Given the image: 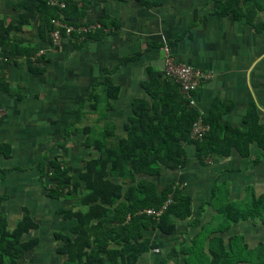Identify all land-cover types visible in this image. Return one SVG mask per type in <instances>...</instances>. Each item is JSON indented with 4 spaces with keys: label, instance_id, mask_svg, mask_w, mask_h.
<instances>
[{
    "label": "crops",
    "instance_id": "1",
    "mask_svg": "<svg viewBox=\"0 0 264 264\" xmlns=\"http://www.w3.org/2000/svg\"><path fill=\"white\" fill-rule=\"evenodd\" d=\"M147 1L154 5L145 7L133 0H90L84 25L98 23L105 16L117 25H110L99 40L96 38L100 35L94 34L82 45L77 42L76 46L69 38L62 39L57 48H52L49 42L41 44L46 58L43 75L29 73L25 61L19 66L0 60V70L11 86L22 85L23 80L26 83L22 85L25 95L22 94L21 102L13 95L0 93V107L6 110L0 120V143L9 145L11 150L7 158L0 156V216L4 217L9 230L24 212L29 213L38 226L27 238L37 237L39 245L26 254L21 264H49L35 260L36 254L46 253L53 255L55 264L63 262L64 258L55 253L58 243L54 233L69 234L74 222L57 216L56 211L68 208L71 203L48 198L39 179L38 163L59 156L77 180L83 171L81 160L96 157L83 146L84 134L79 139L80 133H75L67 140L62 132L80 117L84 104L91 110L92 102L87 99L94 84L102 79L104 69L119 65L120 59L141 53L136 60L119 65L110 76L120 88L106 118L114 126L112 143L125 137L123 126L132 115L133 101L147 96L141 83L149 79V72L157 71L167 78L163 70L164 46L175 62L210 74L193 93V104H189L203 117L215 103L221 107L229 105L231 109L224 113L221 122L240 128L246 109L253 104L260 121H264V31L257 32L245 20H235L231 15L213 13L214 0ZM14 2L0 0V20L6 22L14 15ZM261 18L259 12L258 20ZM36 27L33 23L23 32L31 44H40ZM179 93L183 97L180 89ZM89 115L93 117L91 120L97 119ZM184 149L186 164L175 170L162 168L153 180L159 189L175 184L188 195L190 216L177 221L171 234L158 230L147 232L157 248L141 256L136 264H188L186 252L201 233L202 238L205 236L201 249L210 258V252H223L216 243L212 251L209 250L211 239H223L229 253V240L235 236L242 238L232 246L237 253L259 254V248H264V215L239 221L224 231L226 224L223 219L216 222L221 216L209 202L216 186L226 187L228 200L238 207L246 206L250 191L256 197L261 195L264 192V152L252 144L248 158L232 150L226 157L202 160L196 156L192 145H185ZM224 259V264H251ZM203 264L209 261L206 259Z\"/></svg>",
    "mask_w": 264,
    "mask_h": 264
},
{
    "label": "trees",
    "instance_id": "2",
    "mask_svg": "<svg viewBox=\"0 0 264 264\" xmlns=\"http://www.w3.org/2000/svg\"><path fill=\"white\" fill-rule=\"evenodd\" d=\"M14 1V15L8 17L6 22L0 20V60L18 63L19 66L25 61L29 73L43 75L46 58L40 45L49 42L52 48H57L50 39V33L54 30L52 21H60L73 28L84 25L90 0H58L64 3L63 8L50 5L49 0ZM133 1L145 7L154 5L147 0ZM259 12L262 13L260 20ZM213 13L231 15L235 20H245L257 32L264 31V0H214ZM33 23L37 25L40 44H31L23 36L24 30ZM98 23L101 29L82 35L75 31L65 35L62 30L61 38H69L78 46L94 34L100 35L96 38L99 40L110 25H117L108 16ZM40 50L43 52L38 55ZM140 55L137 52L131 57L122 58L118 64L134 61ZM119 65L102 71V79L94 84L87 99L93 104L92 115L101 110L97 106L101 95L96 94V90L104 95L106 106L105 112L98 114L94 121L102 125L99 139L90 136L89 126L81 129L85 135L83 146L94 152L96 157L81 160L83 171L78 179H73L71 168L65 166L59 156L42 159L38 163L39 179L48 198L64 199L71 203L68 208L56 211L57 216L74 222L69 234L54 233V240L58 243L55 253L64 258L61 264H136L141 256L155 250L157 244L147 236V232L158 230L166 235L171 234L177 221L190 216L191 199L188 195L175 184L159 189L153 180L160 175L162 168L175 170L186 164L185 145H192L196 156L202 160L226 157L232 150L248 158L252 144L264 152V121H260L253 104L244 113L242 127L236 128L221 122L231 106L221 107V104L215 103L203 118L209 125V132L202 140H192L190 129L199 113L181 96L177 84L157 71H150L149 79L141 83L147 96L133 101L132 115L123 126L125 137L112 143L114 126L106 118L112 110L111 101L120 92L110 77ZM21 91L22 87L11 86L0 70V93L13 95L21 102L24 99ZM76 121L79 122V119L68 124L65 136H70L68 127H73ZM76 125L71 129L73 134L80 133ZM10 153L9 145L0 143V156L7 158ZM223 188L215 187L209 205L226 223L224 231L239 221L255 220L264 215V192L256 197L250 191L246 206L238 207L228 200L229 192L226 187ZM168 200L170 202L166 205ZM164 205L166 207L159 215L146 213L159 212ZM37 227L27 212L11 230L4 217L0 216V264H21L26 254L39 245L37 237L27 238ZM237 240L241 241L242 238H230V252L227 253L223 239H211L209 250L212 251L211 247L216 243L219 251L223 252H210V258L201 249L200 243L205 242V236L202 238L201 233L186 252L187 263L203 264L207 259L209 264H224L226 257L227 261L264 264V248H259L261 252L257 255H240L232 248ZM241 256L243 259H240ZM255 257H259V260H253Z\"/></svg>",
    "mask_w": 264,
    "mask_h": 264
},
{
    "label": "built area",
    "instance_id": "3",
    "mask_svg": "<svg viewBox=\"0 0 264 264\" xmlns=\"http://www.w3.org/2000/svg\"><path fill=\"white\" fill-rule=\"evenodd\" d=\"M49 4L52 6H59L61 8L64 7V3L59 2L58 0H49ZM54 30L50 33V39L53 46H58L61 41V31H65V35H70L72 32H76L77 34H86L91 31H95L101 29V25L99 23H89L85 25H80L77 28H73L72 26H68L66 24L61 23L60 21L53 20ZM83 37H81L82 39ZM163 55H164V74L167 78L172 79L178 86L184 97V99L189 103L192 102L193 93L210 78V74L204 72L202 70L193 68L188 65L180 64L175 62L174 58L169 53V49L164 46L163 47ZM43 51H40L38 55H41ZM6 115V110L3 107H0V120L4 118ZM203 114L199 113L197 119L193 123L190 129V138L192 140H202L206 134L209 132V125L204 122ZM170 202L166 203V205ZM164 205L159 212L155 211H146L148 214L159 215L161 211L166 207Z\"/></svg>",
    "mask_w": 264,
    "mask_h": 264
},
{
    "label": "rangeland",
    "instance_id": "4",
    "mask_svg": "<svg viewBox=\"0 0 264 264\" xmlns=\"http://www.w3.org/2000/svg\"><path fill=\"white\" fill-rule=\"evenodd\" d=\"M36 78H39V76L38 77H36ZM21 83H22V85H25L26 86V83L24 82V80L23 81H20ZM22 85H18V86H20V87H23ZM96 92V94H98V95H101L100 97H99V101H100V103H97V106H98V108H101V110H97L98 112H97V114L95 115V117H97V115L99 114V115H102L104 112H105V100H104V95L103 94H101V92L99 93L97 90L95 91ZM21 94H24V92H22L21 91ZM25 95V94H24ZM74 101H76V97H75V99H74ZM93 105V104H92ZM89 105L88 104H84V109L82 110V112H81V114H80V117L78 118L79 119V122L78 121H76L75 122V125H76V128L77 129H80V131H78V132H80V136H78L79 137V139H81L82 138V136L81 135H83V133H81L82 131H81V129L83 128V126H89L90 128H91V133H90V136H92V138H95V139H99L100 138V131L102 130V128H101V125L100 124H97V123H95L93 120H91L93 117L92 116H90L89 115V113L92 115V112H93V109L92 110H90L89 108ZM55 110V109H54ZM71 112V114L73 113L74 114V111H70ZM80 112V111H79ZM55 113H56V117L55 118H57V117H59L58 116V113H57V111L55 110ZM63 116H66L67 117V115H63ZM76 120V119H75ZM83 120H84V123H83ZM72 121V120H71ZM75 125L73 126V127H75ZM68 126V125H67ZM67 126L64 128V131L62 132V135H63V138L64 139H67L68 137H72V135H73V132L71 131V129L73 128V127H68V133L70 134V136H65V131H66V128H67ZM75 134V133H74ZM70 137V138H71ZM67 140H69V138L67 139ZM57 147V146H56ZM56 148H54V150H55ZM92 152V151H91ZM47 156H49L48 154H47ZM82 159V158H81ZM239 205H241V203H239ZM222 220V218L220 217H217V220H216V222H220L221 220ZM223 222V221H222ZM221 224V223H220ZM226 223H224V225H225ZM54 228H57L56 226L54 227ZM51 250H52V248H50ZM43 260V262L44 261H47L49 264H55V259H53V255H51L50 253H46L45 255H42V254H36V257H35V260L37 261V260Z\"/></svg>",
    "mask_w": 264,
    "mask_h": 264
},
{
    "label": "water",
    "instance_id": "5",
    "mask_svg": "<svg viewBox=\"0 0 264 264\" xmlns=\"http://www.w3.org/2000/svg\"><path fill=\"white\" fill-rule=\"evenodd\" d=\"M163 64H164V61H163ZM160 69V68H159ZM161 70V69H160ZM163 70H164V68H163Z\"/></svg>",
    "mask_w": 264,
    "mask_h": 264
}]
</instances>
